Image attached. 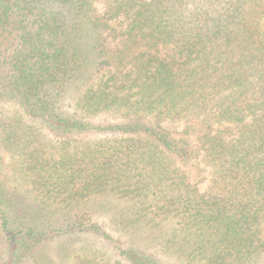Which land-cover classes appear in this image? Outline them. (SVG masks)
I'll return each instance as SVG.
<instances>
[{
	"label": "trees",
	"instance_id": "trees-1",
	"mask_svg": "<svg viewBox=\"0 0 264 264\" xmlns=\"http://www.w3.org/2000/svg\"><path fill=\"white\" fill-rule=\"evenodd\" d=\"M3 96L58 151L0 179V264H264V0H0Z\"/></svg>",
	"mask_w": 264,
	"mask_h": 264
},
{
	"label": "rangeland",
	"instance_id": "rangeland-1",
	"mask_svg": "<svg viewBox=\"0 0 264 264\" xmlns=\"http://www.w3.org/2000/svg\"><path fill=\"white\" fill-rule=\"evenodd\" d=\"M89 137H93V135ZM55 139L56 137L51 135L47 129L21 112L15 100L6 96L0 97V179L4 180L10 187L18 186L22 192L26 193L29 201H34L35 196L29 191L30 188L27 184L23 182L26 174L27 154L34 146L40 145V143L41 146L44 145L42 150L44 156H47L50 152L57 153L58 148L55 147ZM184 169L188 170V168ZM189 169L194 168L190 167ZM188 171L191 173L189 178L194 180L195 178L192 177L194 171ZM201 176H203V181L206 183L204 171L201 172ZM200 188L204 189L205 185L200 183ZM114 203L117 204L116 201ZM121 206H123V203L119 202L118 207ZM96 218L105 229L111 230V223L107 219V213L99 217L96 216ZM115 236L118 238L119 234L115 233ZM91 241L88 239L79 242L77 246L74 245L77 248H81V245L89 246V249L92 250V252H86L88 249L85 251L86 254H81L83 256L76 260L79 264H83V260H85L83 257L90 254L98 259L99 264H119V261L121 264H129L127 260H123L122 256L114 252L112 245L110 246L107 241ZM64 244V241L58 239L51 244L53 245L51 248L56 251H62ZM5 252L6 244L0 240V262L7 256ZM54 258L56 260L55 264H71L68 259L63 258L61 260L58 256Z\"/></svg>",
	"mask_w": 264,
	"mask_h": 264
}]
</instances>
